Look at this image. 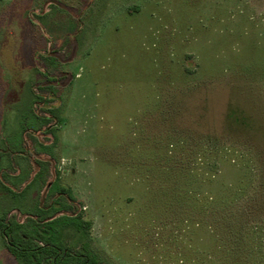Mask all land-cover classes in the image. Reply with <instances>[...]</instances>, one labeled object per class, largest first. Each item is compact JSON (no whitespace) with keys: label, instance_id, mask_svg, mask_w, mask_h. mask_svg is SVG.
<instances>
[{"label":"rangeland","instance_id":"rangeland-1","mask_svg":"<svg viewBox=\"0 0 264 264\" xmlns=\"http://www.w3.org/2000/svg\"><path fill=\"white\" fill-rule=\"evenodd\" d=\"M2 151L0 213L58 179L101 264H264V0H0Z\"/></svg>","mask_w":264,"mask_h":264},{"label":"trees","instance_id":"trees-1","mask_svg":"<svg viewBox=\"0 0 264 264\" xmlns=\"http://www.w3.org/2000/svg\"><path fill=\"white\" fill-rule=\"evenodd\" d=\"M32 109L31 105V115L41 125L51 121L49 117L35 115ZM26 129L27 126L24 127ZM51 148L44 146V152L51 155ZM4 153L0 152V164ZM38 164L41 169L35 178H42L45 182L44 174L49 163L39 160ZM74 202L76 198L72 190L61 186L56 179L44 202L36 201L28 210H24L26 222H20L16 215L0 213V237L4 246L21 264H101L104 259L89 244L76 249L59 237L64 225H75L86 233L91 229V222L83 219L82 212L74 215Z\"/></svg>","mask_w":264,"mask_h":264}]
</instances>
